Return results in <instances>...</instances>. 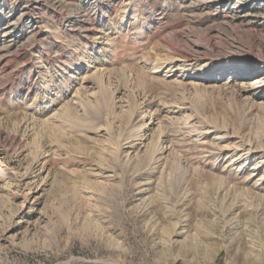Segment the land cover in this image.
I'll list each match as a JSON object with an SVG mask.
<instances>
[{
    "label": "rangeland",
    "instance_id": "rangeland-1",
    "mask_svg": "<svg viewBox=\"0 0 264 264\" xmlns=\"http://www.w3.org/2000/svg\"><path fill=\"white\" fill-rule=\"evenodd\" d=\"M0 264H264V0H0Z\"/></svg>",
    "mask_w": 264,
    "mask_h": 264
},
{
    "label": "bare ground",
    "instance_id": "bare-ground-1",
    "mask_svg": "<svg viewBox=\"0 0 264 264\" xmlns=\"http://www.w3.org/2000/svg\"><path fill=\"white\" fill-rule=\"evenodd\" d=\"M230 66H229V64H225L224 66H222L221 68H220V70H225V69H227V68H229ZM171 72V71H170ZM213 78V80H218L219 79V74L217 73V74H215V75H213L212 76Z\"/></svg>",
    "mask_w": 264,
    "mask_h": 264
}]
</instances>
